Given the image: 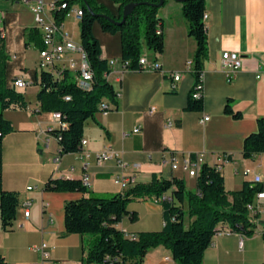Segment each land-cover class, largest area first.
<instances>
[{
    "label": "crops",
    "instance_id": "obj_1",
    "mask_svg": "<svg viewBox=\"0 0 264 264\" xmlns=\"http://www.w3.org/2000/svg\"><path fill=\"white\" fill-rule=\"evenodd\" d=\"M97 1L112 13H118L119 6L114 1ZM204 11L208 14L205 20L207 53L201 65V108L187 109L196 74L186 61H193L196 42L188 34V21L182 13L181 2L165 0L157 11L161 18L163 51L148 50L141 54L156 59L159 68L123 69L117 63L108 81L119 96L108 99L109 111L95 113L102 127L92 118L87 119L82 137L85 142L80 150L61 152L55 163L53 158L60 146L49 130L60 126V117L57 112L40 111L36 98L40 88L37 41L41 39V29L35 25L28 3L0 0L1 44L8 54L6 83L11 86L12 79L20 77L29 84H36L37 88L31 93L18 88L27 106L3 110V116L13 129L2 140V185L6 190L16 191L19 200L15 218L6 227L2 226L0 217V254L5 264L38 261L39 250L32 246L42 241L47 243L50 256L59 264H83L86 236L65 231L64 203L85 194L45 190L43 186L49 178L86 177L85 183L91 192L113 193L121 190L115 181V175L120 172L134 175L135 182H147L153 175L177 176L185 181L189 175L181 168L182 156L194 155L201 163L213 165L218 155L225 154L220 171L226 190L239 189L244 180H252L253 174L260 175L264 190V152L250 158L242 155L244 137L257 129L259 117L264 119V0H204ZM78 22L74 11H69L62 20L63 31L76 43H79ZM31 30L35 32L32 36ZM92 30L101 46L102 57L120 58L119 33L103 31L97 21L93 22ZM224 50L237 51L241 56V65L232 79H228V72L221 67ZM66 56L78 59L74 51L67 52ZM174 72L180 73L176 81L169 75ZM227 101L233 111L241 113L239 118L224 111ZM204 115L208 118L203 119ZM167 120H172V125H166ZM138 125L139 131L133 132ZM106 145H111L127 166H120L114 157L97 162L94 153ZM85 152L90 155L85 156ZM173 158L178 164L175 169L171 168ZM245 169L250 170L249 175L244 174ZM189 177L195 178L196 189V177ZM27 199L30 207L25 217L21 202ZM160 201L153 196L129 201L127 208L135 211L137 218L131 220L125 215L116 227L128 233L160 229L164 223ZM182 207L186 210L185 204ZM189 219L185 215L187 224ZM221 229L218 231L224 229L225 232L214 234L204 250L202 264H260L264 261L262 237L260 256L250 258L246 254L252 250L246 245L252 238L244 235L243 247L239 248V233L232 231L227 223H223ZM235 247L243 255L238 262L231 259ZM140 264L176 262L170 249L158 245L146 253Z\"/></svg>",
    "mask_w": 264,
    "mask_h": 264
},
{
    "label": "trees",
    "instance_id": "obj_2",
    "mask_svg": "<svg viewBox=\"0 0 264 264\" xmlns=\"http://www.w3.org/2000/svg\"><path fill=\"white\" fill-rule=\"evenodd\" d=\"M118 4V13L97 0H69L68 6L79 3L81 15L79 19V43L93 73L89 88H84L75 81V73L64 69L60 76H54L46 70L39 71L37 83L40 88L36 93L40 111H52L60 114V120L66 122L52 128L49 133L56 137L61 152L78 151L81 147L84 122L95 119L97 104L102 98L114 99L115 90L104 76L108 71V59L102 57L101 46L93 34V22L97 21L103 31L119 33L122 61H127V69L143 70L139 63L141 51L140 22H144L143 38L145 46L154 53L163 51V35L158 7L141 3L134 7L122 23V7L129 1H147L156 3L159 0H112ZM165 1V0H164ZM184 17L188 21V34L194 38L196 49L193 56V72L198 75L202 60L207 53L206 28L202 20L204 0H180ZM86 4L91 7L89 11ZM67 9L54 13L57 22H62ZM106 14L114 19H107ZM160 29L158 32L157 29ZM34 30L30 35H34ZM0 36V217L3 227L15 218L19 205L16 191L6 190L2 185V140L3 136L13 129L10 121L3 116L6 108H25L27 101L24 94L13 85L9 86L5 79V63L8 54L4 52ZM42 45L41 39L37 41ZM68 96L69 98H66ZM200 94L189 95L187 109H200ZM224 111L235 118L241 113L233 111L227 101ZM264 152V119H257V129L243 139L242 155L250 158ZM194 158V155H191ZM86 177L49 178L43 188L53 191H79L82 195L64 203V224L68 233L85 235V254L83 264H101L105 255L116 257L121 264H140L146 253L153 247L163 245L171 250L176 264H202L204 250L211 244L214 234L222 230L223 223L235 232L249 234L253 232L257 222L251 217L247 204L253 203L256 192L262 190L260 183L244 180L239 189L226 190L221 171L213 165L201 163L196 176V189H187L182 178L171 176L161 178L153 175L147 182H133L128 187L113 193H93L85 183ZM153 196L161 199L164 223L158 230L137 232L124 231L116 227L125 215L131 220L137 218L135 211L127 208L129 201ZM185 204L184 210L182 205ZM185 215L190 219L185 222ZM264 241V224L261 231ZM0 264H5L0 254ZM260 264H264V261Z\"/></svg>",
    "mask_w": 264,
    "mask_h": 264
},
{
    "label": "built area",
    "instance_id": "obj_3",
    "mask_svg": "<svg viewBox=\"0 0 264 264\" xmlns=\"http://www.w3.org/2000/svg\"><path fill=\"white\" fill-rule=\"evenodd\" d=\"M30 5V10L33 15V20L36 26L41 29V42L42 45L38 49V61L37 69L38 72L41 70H46L51 72L54 76H60L64 70V65H69V63H77L82 67V77H75V81H81L82 87L89 88L93 80V73L90 69L89 63L86 60V55L83 49L80 46V43H76L68 38L67 33L62 29V22H57L54 16L55 11L61 9H67L65 14L69 11H74L75 16L80 19L78 16V9H81V6L75 5L76 2L71 3L68 6L69 0H51L47 2L45 0H22ZM208 14L204 11L202 15V20L205 25V20L207 19ZM159 32L160 29L158 28ZM69 51H74L78 54V59L68 58L66 53ZM119 63L123 69H127L128 62L122 61L120 58H111V66H108L109 70L104 72V76L108 79V76L113 69V67ZM139 63L143 69L155 70L159 68V62L156 59H149L147 55H141L139 57ZM221 67L228 72V79H232L234 73L241 65V56L237 51L234 50H224L221 53L220 57ZM186 65L193 69L194 63L192 60H187ZM173 80H178L180 77L179 72L169 73ZM203 73L200 69L198 71L197 78L192 87V94H200L202 98L203 93ZM11 84L15 87H24L29 82L25 81L20 77H15L12 79ZM115 96H119V92H115ZM66 98H69L66 96ZM98 110L106 113L111 109L109 100L107 98H102L97 104ZM58 113V112H57ZM60 117V114H58ZM208 118V115H204L203 119ZM172 120H167L166 125H172ZM61 127L66 126L65 121H59ZM140 126H136L132 129L133 132L139 131ZM56 138V137H55ZM48 137L46 138V142ZM61 154V151L56 153L53 158L55 163H58V155ZM85 156L90 154L85 152ZM114 157L118 160L120 166H127L124 161L119 157V153L115 151L111 145H106L102 149L94 153V159L97 162H101L107 158ZM226 155H218L217 161L213 166L216 170H221L222 162L225 160ZM201 164L200 158H192L190 155L182 156L181 158V168L186 171L189 176L196 177L199 171ZM136 166L137 164H133ZM178 167L177 161L173 158L171 161V168L175 169ZM245 175L250 174L249 169L244 170ZM115 181L121 186V189L128 187L131 183L134 182V175L128 174L125 172H120L115 175ZM252 181L255 183H260L261 178L259 174L252 175ZM31 188V186H28ZM23 207V214L25 217L29 215L30 200H24L21 202ZM247 209L251 217H255L259 220L260 232L263 229L264 224V190H259L256 192V197L253 203L247 204ZM225 232L218 231L219 233ZM244 242V234L239 233L238 247L242 248ZM35 250H39L40 259L31 264H59L55 259L50 256L49 250L47 249V243L42 241L39 244H34L32 246ZM264 255V247H263ZM101 264H121L116 257L110 255H105Z\"/></svg>",
    "mask_w": 264,
    "mask_h": 264
},
{
    "label": "rangeland",
    "instance_id": "obj_4",
    "mask_svg": "<svg viewBox=\"0 0 264 264\" xmlns=\"http://www.w3.org/2000/svg\"><path fill=\"white\" fill-rule=\"evenodd\" d=\"M159 7H161V6H159ZM140 28H141V51H142V53H148V49L145 46L144 38H143V30H144V22L143 21L140 22ZM23 88L26 91L28 90L29 93H31L32 91H35L37 89L36 84H34V83L27 84ZM184 182H185L187 189H191V190L195 189V178L188 176ZM257 226L258 225L254 226V230L252 233L245 234L248 236V238L249 237L252 238L251 240H249L250 241L249 244L246 245V247H248L252 250V252H250L249 254H246V256L248 255L250 258L260 256V254H261V251L259 249L260 245H261V234L259 233L260 228H258ZM242 256H243L242 253L238 252L236 250V247H235V250H233L231 253L232 261L238 262ZM91 264H94V263H91Z\"/></svg>",
    "mask_w": 264,
    "mask_h": 264
},
{
    "label": "water",
    "instance_id": "obj_5",
    "mask_svg": "<svg viewBox=\"0 0 264 264\" xmlns=\"http://www.w3.org/2000/svg\"><path fill=\"white\" fill-rule=\"evenodd\" d=\"M180 1V0H179ZM141 3H146V4H152V5H155L157 7L161 6L163 3H164V0H159L158 2L156 3H150V2H147V1H129L127 3H125L122 7V16H121V20L119 21H116L117 23H122L126 16L128 14H130L132 12V10L134 9L135 6L141 4ZM86 7L89 11H92L91 10V7H89L87 4H86ZM104 17H106L107 19H110L112 21H114L113 18H111L110 16L106 15V14H102Z\"/></svg>",
    "mask_w": 264,
    "mask_h": 264
},
{
    "label": "bare ground",
    "instance_id": "obj_6",
    "mask_svg": "<svg viewBox=\"0 0 264 264\" xmlns=\"http://www.w3.org/2000/svg\"><path fill=\"white\" fill-rule=\"evenodd\" d=\"M81 15V9H78V16ZM108 64L111 65V58L108 59ZM64 69H68L72 72L75 73V77H82V67L81 65H78L77 63H69V65H64ZM78 84L82 85L81 81H77ZM85 142V139L82 138L81 139V144H83ZM254 219L256 220L257 223H259V220L257 218L254 217Z\"/></svg>",
    "mask_w": 264,
    "mask_h": 264
}]
</instances>
